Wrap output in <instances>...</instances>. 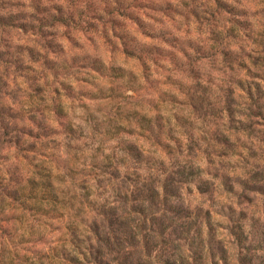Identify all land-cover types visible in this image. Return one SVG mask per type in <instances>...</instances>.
<instances>
[{
  "label": "clouds",
  "instance_id": "clouds-1",
  "mask_svg": "<svg viewBox=\"0 0 264 264\" xmlns=\"http://www.w3.org/2000/svg\"><path fill=\"white\" fill-rule=\"evenodd\" d=\"M0 264H264V0H0Z\"/></svg>",
  "mask_w": 264,
  "mask_h": 264
},
{
  "label": "rangeland",
  "instance_id": "rangeland-1",
  "mask_svg": "<svg viewBox=\"0 0 264 264\" xmlns=\"http://www.w3.org/2000/svg\"><path fill=\"white\" fill-rule=\"evenodd\" d=\"M117 39H119V37H117ZM121 55L124 56V55H127V53L122 51Z\"/></svg>",
  "mask_w": 264,
  "mask_h": 264
}]
</instances>
